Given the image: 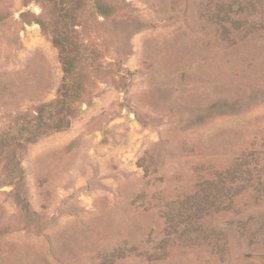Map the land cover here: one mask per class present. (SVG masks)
<instances>
[{
    "label": "rangeland",
    "instance_id": "rangeland-1",
    "mask_svg": "<svg viewBox=\"0 0 264 264\" xmlns=\"http://www.w3.org/2000/svg\"><path fill=\"white\" fill-rule=\"evenodd\" d=\"M104 1L0 0V264H264V0Z\"/></svg>",
    "mask_w": 264,
    "mask_h": 264
},
{
    "label": "trees",
    "instance_id": "trees-1",
    "mask_svg": "<svg viewBox=\"0 0 264 264\" xmlns=\"http://www.w3.org/2000/svg\"><path fill=\"white\" fill-rule=\"evenodd\" d=\"M50 1L56 3L59 0H50ZM96 1H97L96 3L98 9L104 16H109L115 12V7L113 5V2H105L104 0H96ZM61 24L64 27L62 28V30L61 29L58 30L57 35L53 37V43L58 47L60 51V56L64 64L65 71L67 73H71L73 68L72 65L73 61L70 58L69 54L72 51L70 46L73 44V40H72L73 36L70 34L69 30H67L68 26L66 22L63 21ZM5 175L10 176L12 174L7 172V174ZM20 178H23V172H21Z\"/></svg>",
    "mask_w": 264,
    "mask_h": 264
}]
</instances>
